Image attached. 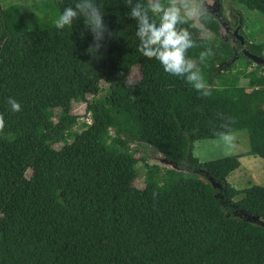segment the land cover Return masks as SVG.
<instances>
[{"label": "trees", "instance_id": "trees-1", "mask_svg": "<svg viewBox=\"0 0 264 264\" xmlns=\"http://www.w3.org/2000/svg\"><path fill=\"white\" fill-rule=\"evenodd\" d=\"M232 1L264 17V0ZM76 2L34 0L33 27L18 4L0 7V264H264V225L244 216L264 222V186L228 182L241 158L264 159V68L248 72L247 54L185 17L195 42L187 57L204 82L197 90L138 51L126 0H96L111 35L93 58L83 18L55 26ZM215 19L198 21L212 28ZM245 38L249 54L264 58V43ZM208 48L214 55L201 63ZM135 67L141 78L130 83ZM75 103L86 104L83 115ZM241 132L244 153L205 162L194 154L198 141ZM134 143L182 171L136 157Z\"/></svg>", "mask_w": 264, "mask_h": 264}, {"label": "clouds", "instance_id": "clouds-1", "mask_svg": "<svg viewBox=\"0 0 264 264\" xmlns=\"http://www.w3.org/2000/svg\"><path fill=\"white\" fill-rule=\"evenodd\" d=\"M127 15L136 22V36L139 40L138 51L148 59L157 60L164 71L182 77L197 90L204 87L203 77L196 63L187 57V51L195 47L192 34L183 25L185 17H204L209 9L203 0H126ZM102 4L96 0H77L74 6L63 9L55 21L58 29L72 26L83 18L85 29L93 36V43L87 54L96 58L105 34L109 29L104 23ZM214 53L211 48L199 53V61L204 63ZM7 103L13 112L21 111L15 98L9 97ZM3 116L0 115V124Z\"/></svg>", "mask_w": 264, "mask_h": 264}, {"label": "rangeland", "instance_id": "rangeland-1", "mask_svg": "<svg viewBox=\"0 0 264 264\" xmlns=\"http://www.w3.org/2000/svg\"><path fill=\"white\" fill-rule=\"evenodd\" d=\"M215 0H208L210 5H213ZM221 4V11L227 15L232 8L240 11L244 18V32L248 35L251 42L264 43V17L258 13H251L245 6L232 0H219ZM34 0H0V5L18 4L23 11L26 21L30 27H33L34 21L41 17L38 12L33 9ZM240 13V14H241ZM194 24L200 29L201 35L205 38L216 39L223 38L231 47H237V41L226 40L224 29L220 21L216 17V23L209 28L199 23V17H190ZM256 64L248 66V72H251ZM141 74L138 67H135L130 75L129 82L135 83L140 80ZM248 80L243 79L241 85L246 88L248 92H252L257 88H248ZM109 88L104 87L101 91V96L105 97L109 93ZM86 104L75 103L74 113L83 115ZM264 109V104L261 106ZM91 123V117L79 118L73 125L71 133L77 132L86 128ZM70 133V134H71ZM67 143L64 141L63 144ZM62 144V145H63ZM133 154L136 157H145L149 163L158 164L159 166L170 169L171 167L165 163V156L155 150L153 147L144 144L134 143L131 145ZM249 150V138L246 132L228 134L219 140H203L195 143L194 154L202 162L223 158L226 156L237 155ZM228 182L239 189L250 187L252 185L264 186V159L260 157L247 156L241 158V166L238 170L231 173L228 177ZM139 187L144 186L142 176L137 181Z\"/></svg>", "mask_w": 264, "mask_h": 264}, {"label": "water", "instance_id": "water-1", "mask_svg": "<svg viewBox=\"0 0 264 264\" xmlns=\"http://www.w3.org/2000/svg\"><path fill=\"white\" fill-rule=\"evenodd\" d=\"M203 2H204V4L207 5V7H208V9H209V13H210L211 15H213V16H215V17H220V16H221V14L219 15L220 10H221V7H220L221 4H220L219 0H215V2H214L213 5H210V4L208 3V0H203ZM0 7H1V5H0ZM240 17H242L241 14H240ZM240 29H241V26H238V27L235 29V31H234L233 34L235 35V38H236L237 41H240L241 43H243V42H245V37L239 33ZM248 56L250 57V59H251L256 65L261 66V67L264 68V58H263V57H261V56H257V55H255V54H249V53H248ZM238 58H239V55L236 54L235 57L229 61V63H225V66H228L229 64L236 62ZM223 66H224V65H223ZM223 66H222V67H223ZM222 67H221V68H222ZM165 163L171 167L170 169H174V170H177V171H182L181 169H178V168H177V166H176L175 163L169 161L166 157H165ZM209 181L212 183V185H213L214 187H216V188H220V187H221L220 184L215 183V182L213 181V179H209ZM244 216H245V218L247 219V221H249V222L259 223L260 225H264L263 220H261L258 216H253V215L248 214V213H245Z\"/></svg>", "mask_w": 264, "mask_h": 264}, {"label": "flooded vegetation", "instance_id": "flooded-vegetation-1", "mask_svg": "<svg viewBox=\"0 0 264 264\" xmlns=\"http://www.w3.org/2000/svg\"><path fill=\"white\" fill-rule=\"evenodd\" d=\"M240 13L241 12L236 10L235 8L234 9L232 8L230 11H228L227 15L224 13L223 10L221 11V13H219V15L221 14V16L217 17V19L220 21L224 29V34H225L224 38L226 40L237 41L233 33L238 26H241L239 33L244 37H246V34L244 32V18L240 17ZM236 44L237 47H232L236 53L238 54L245 53L248 55L249 50H248V43L246 41V38H245V42L241 43L240 41H237Z\"/></svg>", "mask_w": 264, "mask_h": 264}]
</instances>
